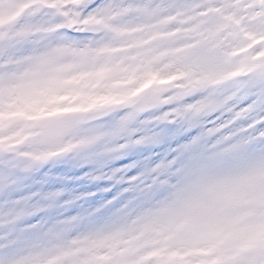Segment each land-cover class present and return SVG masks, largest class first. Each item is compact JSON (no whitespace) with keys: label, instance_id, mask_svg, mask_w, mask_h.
Masks as SVG:
<instances>
[{"label":"snow or ice","instance_id":"snow-or-ice-1","mask_svg":"<svg viewBox=\"0 0 264 264\" xmlns=\"http://www.w3.org/2000/svg\"><path fill=\"white\" fill-rule=\"evenodd\" d=\"M10 3L0 140L77 147L41 166L0 144V264H264V0Z\"/></svg>","mask_w":264,"mask_h":264},{"label":"rangeland","instance_id":"rangeland-1","mask_svg":"<svg viewBox=\"0 0 264 264\" xmlns=\"http://www.w3.org/2000/svg\"><path fill=\"white\" fill-rule=\"evenodd\" d=\"M8 10L0 13V27H4L6 24L11 23L15 20L19 15H21L27 8V5H21L20 7H16L15 4L10 3L7 5ZM239 24V21H236ZM247 36L250 37L254 44L264 43V38L257 39L254 33H247ZM253 45L249 47H242L236 53L235 56L243 57L244 59L241 61L242 63L246 62L247 54L250 52V49ZM264 57V53L257 56L256 59L259 60ZM247 72L241 71L239 73H235L234 75H246ZM118 97H101L99 99L93 100L89 102L87 105H80L75 110H83L89 111L97 104H107L116 102ZM75 103V101H73ZM50 113L44 109L39 108L38 106H26L21 108H14L10 115L12 116H23L29 119H40L44 116L49 115ZM5 131H8L5 129ZM77 133L72 132L69 133L65 140L70 139L73 135ZM7 143L9 147H13L16 145H22L26 148L24 156L26 158V163L29 165H33L39 163L41 166L44 163H47L49 160L62 156L66 153H73L74 149L77 147L75 144L64 143V141L51 142L45 139H29V136L22 134H9L4 140H0V144ZM62 145V146H61ZM73 158H76V154H73ZM105 185H101L100 187H104ZM69 187H75L78 191L84 192L85 190L97 192L98 195H107L108 199L112 198L111 193H102L100 189L95 185H87V182H81L76 179H73L70 183ZM85 207H89L90 205L85 204Z\"/></svg>","mask_w":264,"mask_h":264},{"label":"bare ground","instance_id":"bare-ground-1","mask_svg":"<svg viewBox=\"0 0 264 264\" xmlns=\"http://www.w3.org/2000/svg\"><path fill=\"white\" fill-rule=\"evenodd\" d=\"M236 23H237V22H236ZM237 25H238V23H237ZM247 38H248L249 40H252V39H251L250 37H248V36H247ZM252 41H253V40H252Z\"/></svg>","mask_w":264,"mask_h":264}]
</instances>
